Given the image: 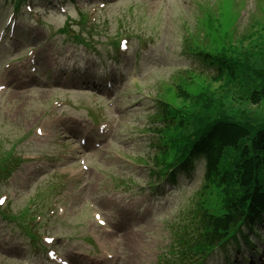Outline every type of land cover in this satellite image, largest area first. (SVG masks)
Masks as SVG:
<instances>
[{
	"label": "rangeland",
	"instance_id": "374dc122",
	"mask_svg": "<svg viewBox=\"0 0 264 264\" xmlns=\"http://www.w3.org/2000/svg\"><path fill=\"white\" fill-rule=\"evenodd\" d=\"M14 4L0 0V37ZM16 13L14 36L0 39V145L19 160L12 175L0 177V198H7L0 209V264H56L47 260L49 249L71 264H159L171 242L169 226L199 201L205 165L199 163L194 178L155 195L148 167L155 149L145 131L154 99L193 78L195 102L208 88L227 114L263 119L264 102L251 106L244 87L213 82L216 69L191 51L220 48L218 29L242 38L253 33V23L264 22V0H75L58 6L35 0ZM82 13L89 24L80 22ZM67 24L88 47L59 34ZM124 38L128 50L119 52L113 42ZM106 81L113 82L108 94L102 93ZM218 202L209 199L214 214ZM27 210L36 215L30 225L42 217L37 243L11 218ZM6 211L9 218L1 215ZM44 237L54 238V247ZM258 245L256 264H264Z\"/></svg>",
	"mask_w": 264,
	"mask_h": 264
},
{
	"label": "trees",
	"instance_id": "16d2710c",
	"mask_svg": "<svg viewBox=\"0 0 264 264\" xmlns=\"http://www.w3.org/2000/svg\"><path fill=\"white\" fill-rule=\"evenodd\" d=\"M18 1V0H17ZM26 0H19L22 3ZM209 23L213 24L215 21ZM255 31L237 37L235 32L215 30L220 48L192 50L217 71V80L240 85L246 101L254 107L264 102V22L253 23ZM252 29V27H251ZM239 38L241 43H227ZM245 40H248L247 46ZM159 96V110L152 121L163 122L151 130L158 135L160 154L152 159L154 167L175 182L177 171H187L196 160L205 165L202 190L189 225L174 233L171 264L195 263L199 255H209L218 245L238 236L248 242L244 227L255 230L264 225V118L255 120L247 113L227 114L225 103L214 99L208 88L191 99L193 78H184ZM191 80V81H189ZM203 87V86H200ZM200 107V109H198ZM163 149V150H162ZM218 198L219 214L208 207L209 199ZM239 238V237H238Z\"/></svg>",
	"mask_w": 264,
	"mask_h": 264
},
{
	"label": "snow or ice",
	"instance_id": "6c2138e0",
	"mask_svg": "<svg viewBox=\"0 0 264 264\" xmlns=\"http://www.w3.org/2000/svg\"><path fill=\"white\" fill-rule=\"evenodd\" d=\"M0 203H2V201H0Z\"/></svg>",
	"mask_w": 264,
	"mask_h": 264
}]
</instances>
